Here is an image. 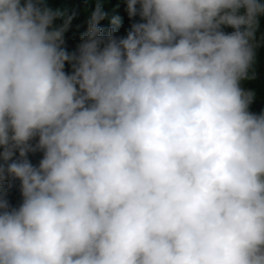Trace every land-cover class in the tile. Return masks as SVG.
<instances>
[{
  "label": "clouds",
  "instance_id": "9594fccd",
  "mask_svg": "<svg viewBox=\"0 0 264 264\" xmlns=\"http://www.w3.org/2000/svg\"><path fill=\"white\" fill-rule=\"evenodd\" d=\"M125 2L0 0V264H264V0Z\"/></svg>",
  "mask_w": 264,
  "mask_h": 264
},
{
  "label": "trees",
  "instance_id": "16d2710c",
  "mask_svg": "<svg viewBox=\"0 0 264 264\" xmlns=\"http://www.w3.org/2000/svg\"><path fill=\"white\" fill-rule=\"evenodd\" d=\"M45 3L53 10L61 12L60 18L54 21V26H60L68 17H73L70 27L64 33L63 48L69 55L78 53V47L83 42L88 30V20L97 7V3L102 4L103 10L107 14L98 24L104 37L108 36L113 27L116 28L115 32H120V35L126 37L134 23L143 22L139 15L129 18L125 0H45ZM114 17L119 18L118 24H113ZM64 70L67 74H72L73 63L66 62ZM30 144L34 150L27 153V159L33 166L38 167L43 158V151L37 147L38 137L30 141ZM16 158H19L18 151L14 159ZM20 185L21 182L11 176L0 182V198L7 201L10 209L19 208L23 202Z\"/></svg>",
  "mask_w": 264,
  "mask_h": 264
}]
</instances>
